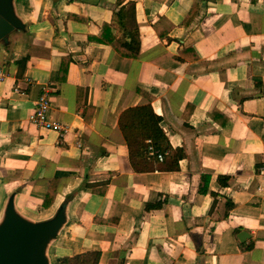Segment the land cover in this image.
<instances>
[{"label":"crops","instance_id":"crops-1","mask_svg":"<svg viewBox=\"0 0 264 264\" xmlns=\"http://www.w3.org/2000/svg\"><path fill=\"white\" fill-rule=\"evenodd\" d=\"M56 6L24 0L27 33L0 51V177L36 218L74 195L56 264H264V0ZM44 90L62 131L29 121ZM141 106L170 150L136 171L118 118Z\"/></svg>","mask_w":264,"mask_h":264},{"label":"water","instance_id":"water-1","mask_svg":"<svg viewBox=\"0 0 264 264\" xmlns=\"http://www.w3.org/2000/svg\"><path fill=\"white\" fill-rule=\"evenodd\" d=\"M23 1L0 0V51L6 55L14 38L27 33L28 23L20 12ZM46 1L55 9L62 0ZM1 187L7 188L2 177ZM19 193L20 188H10L0 199V264H56L54 243L68 222L67 207L74 195L61 199L48 216L36 218L22 210Z\"/></svg>","mask_w":264,"mask_h":264},{"label":"trees","instance_id":"trees-1","mask_svg":"<svg viewBox=\"0 0 264 264\" xmlns=\"http://www.w3.org/2000/svg\"><path fill=\"white\" fill-rule=\"evenodd\" d=\"M107 30L103 26L101 33ZM137 42H122L119 46L115 43L112 47L116 52L125 54L124 49L132 52ZM124 48V49H123ZM137 48V47H136ZM128 57H136V54ZM160 117L155 115L150 106L132 107L125 109L118 118V126L122 132L124 141L128 147V156L131 166L136 171H145L147 169L146 158H156L160 154L162 159L166 150H170L167 138L159 126ZM149 147L152 151H149ZM158 160V159H157ZM56 180H51L42 206L49 207L54 199ZM98 254L95 252L66 257L60 260V264H97Z\"/></svg>","mask_w":264,"mask_h":264},{"label":"built area","instance_id":"built-area-1","mask_svg":"<svg viewBox=\"0 0 264 264\" xmlns=\"http://www.w3.org/2000/svg\"><path fill=\"white\" fill-rule=\"evenodd\" d=\"M8 76L4 66L0 63V81H3ZM46 90L41 94L38 100L35 102L33 112L29 116V121L36 124L37 126L52 129L57 131L64 130V126L57 122H50L47 119V112L49 109V103L46 95ZM149 151H152V148L149 147ZM157 159L161 160L162 156L160 154L157 155ZM258 176L264 177V160L260 164L258 168Z\"/></svg>","mask_w":264,"mask_h":264},{"label":"rangeland","instance_id":"rangeland-1","mask_svg":"<svg viewBox=\"0 0 264 264\" xmlns=\"http://www.w3.org/2000/svg\"><path fill=\"white\" fill-rule=\"evenodd\" d=\"M8 187H9L8 185H7V188L6 189H4V188L1 187L0 195H2V192H6V190L8 189Z\"/></svg>","mask_w":264,"mask_h":264}]
</instances>
